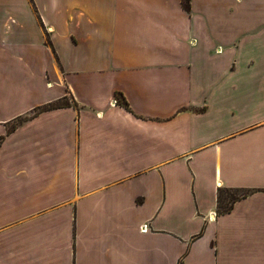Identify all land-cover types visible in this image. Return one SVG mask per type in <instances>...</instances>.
<instances>
[{
	"label": "crops",
	"instance_id": "crops-1",
	"mask_svg": "<svg viewBox=\"0 0 264 264\" xmlns=\"http://www.w3.org/2000/svg\"><path fill=\"white\" fill-rule=\"evenodd\" d=\"M191 4L0 0V264H264V0Z\"/></svg>",
	"mask_w": 264,
	"mask_h": 264
},
{
	"label": "trees",
	"instance_id": "trees-1",
	"mask_svg": "<svg viewBox=\"0 0 264 264\" xmlns=\"http://www.w3.org/2000/svg\"><path fill=\"white\" fill-rule=\"evenodd\" d=\"M183 6L187 11H191V0H182ZM117 101L124 105L125 107L129 108L128 102L125 100L121 93H117ZM69 101L65 99H60L55 102L47 103L38 107L35 111V115L47 111L52 110L60 107H67L69 106ZM28 118H18V122L14 123L11 129H8V132H12L15 130L22 122L27 120ZM232 192H235L234 194ZM231 193V194H229ZM251 193V190L246 188H228V187H219L218 194H217V202H218V213H226L230 211L237 200L242 197H246Z\"/></svg>",
	"mask_w": 264,
	"mask_h": 264
},
{
	"label": "rangeland",
	"instance_id": "rangeland-1",
	"mask_svg": "<svg viewBox=\"0 0 264 264\" xmlns=\"http://www.w3.org/2000/svg\"><path fill=\"white\" fill-rule=\"evenodd\" d=\"M18 120V119H17ZM17 120H15L11 125H10V127H9V129H11L12 127H13V125H14V123H17L18 121ZM233 194L235 193V192H232ZM229 194H231V193H229ZM4 243H5V241L4 240H0V245H2V246H4Z\"/></svg>",
	"mask_w": 264,
	"mask_h": 264
},
{
	"label": "built area",
	"instance_id": "built-area-1",
	"mask_svg": "<svg viewBox=\"0 0 264 264\" xmlns=\"http://www.w3.org/2000/svg\"><path fill=\"white\" fill-rule=\"evenodd\" d=\"M146 228H147V226H146V225H143V226H142V230H143V231H145V230H146Z\"/></svg>",
	"mask_w": 264,
	"mask_h": 264
}]
</instances>
